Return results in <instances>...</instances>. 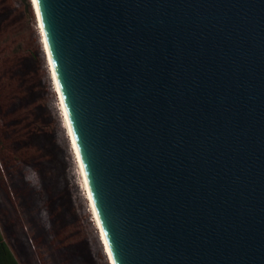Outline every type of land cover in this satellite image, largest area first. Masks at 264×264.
<instances>
[{
	"label": "water",
	"instance_id": "obj_1",
	"mask_svg": "<svg viewBox=\"0 0 264 264\" xmlns=\"http://www.w3.org/2000/svg\"><path fill=\"white\" fill-rule=\"evenodd\" d=\"M36 1L113 263L264 264V0Z\"/></svg>",
	"mask_w": 264,
	"mask_h": 264
},
{
	"label": "trees",
	"instance_id": "obj_2",
	"mask_svg": "<svg viewBox=\"0 0 264 264\" xmlns=\"http://www.w3.org/2000/svg\"><path fill=\"white\" fill-rule=\"evenodd\" d=\"M3 17L0 11V194L5 199L0 197V264H38L39 260L47 264L40 249L35 252L32 249V246L40 247L41 237L27 232L13 204L14 191L7 182L14 178L15 187L23 196L31 197L30 204L34 203L40 231L45 242L51 245L52 257L59 264H98L90 240L79 242L70 233L71 217L65 210V203L72 206V213L76 209L72 205L62 160L57 159L55 152L49 160L32 153L37 147L36 132L43 127L37 126L33 118L37 109L32 81L26 75L33 62L39 61L38 54L27 45L16 26H11ZM42 52L48 67L43 45ZM49 80L52 83L50 73ZM66 138L74 155L67 134ZM74 159L77 164L75 155ZM93 222L97 227L94 218ZM97 234L100 260L110 264L99 231Z\"/></svg>",
	"mask_w": 264,
	"mask_h": 264
},
{
	"label": "rangeland",
	"instance_id": "obj_3",
	"mask_svg": "<svg viewBox=\"0 0 264 264\" xmlns=\"http://www.w3.org/2000/svg\"><path fill=\"white\" fill-rule=\"evenodd\" d=\"M0 11L4 15L3 18L9 21L11 26H16V30H19L22 34L27 45H30L33 50H37L38 54L39 61L33 62L30 60V62H33V66L29 68L28 74L26 75V77L32 81L33 99L35 100L37 109L33 118L37 122L35 123L37 126H40L41 128L43 127L41 131L36 132L37 147L32 153H35L39 158L41 157L49 160L55 152V156L57 154L56 157H58L57 159L62 160L66 174V184L69 186L72 196L73 208L76 209V212L72 213V206L68 204V202L65 203V210L71 217L69 219V229L70 233L73 235L72 238L79 242H83L86 239L90 240L92 243L91 249L93 254L94 256H97L96 262L98 264H105L100 260L99 253L101 250L97 242L98 231L93 222L89 204L86 201L84 184L80 175L79 167L78 164L75 163L74 155L68 144V139L66 138L67 129L62 116L52 72L49 64L47 67L43 58L42 35L36 15L29 0H0ZM49 73L52 83H50L49 80ZM63 127H65L66 131ZM15 182L17 183L14 178L11 179V181L9 180L7 184L8 187L11 188V191H14V195H11V198L18 215L23 220L24 224H26L27 232L29 234L41 237L40 247L37 248L32 246L33 251L35 252L37 249H40L45 256L47 264H59V262L51 255V245L45 242V239L41 234L40 224L36 218L38 216L37 210L34 207V203L30 204L31 197L23 196V194H21L22 192L15 187ZM0 197L1 200L5 201L2 193L0 194ZM39 262L40 263L38 264H42L40 260ZM30 264L36 263L30 262Z\"/></svg>",
	"mask_w": 264,
	"mask_h": 264
},
{
	"label": "bare ground",
	"instance_id": "obj_4",
	"mask_svg": "<svg viewBox=\"0 0 264 264\" xmlns=\"http://www.w3.org/2000/svg\"><path fill=\"white\" fill-rule=\"evenodd\" d=\"M30 2L32 4V7H34L33 8L34 9V12H36L35 15H36V18H37V21H38V26H39L40 31H41L42 42H43V45H44V50H45V53H46V57H47L48 64H49L50 69H51V72H52V77H53V80H54L55 89H56V92L58 94V98H59V102H60V106H61L62 116H63L64 122H65V126H66V129H67V135H68V137L70 139V142H71V145H72V149H73V152H74V155H75V158H76V162H77L78 167H79L80 175H81L82 180H83L84 190H85V193H86L88 202H89V207L91 209L93 218L95 220V223H96V226H97L96 228L98 229V231L100 233L101 240H102V242L104 244L105 251H106V254L108 256L109 262H110V264H114L113 263V260H112V257H111V254L109 252L108 246H107V244L105 242L104 236L102 234L100 225L98 223L96 214L94 212V209H93V206H92V203H91L89 194H88V190H87L86 183H85V179H84V176H83V173H82V169H81V165H80L78 153H77V150L75 148V144H74V141H73V138H72V134H71V131H70V127H69V124H68V121H67V118H66L65 110H64V107H63V104H62V101H61V98H60L59 90H58V87H57V83H56V80H55V75H54L53 66H52V63H51V60H50V56H49L47 42H46V39H45V35L43 34V26H42V21H41L40 14H39L38 4H37V1L36 0H30Z\"/></svg>",
	"mask_w": 264,
	"mask_h": 264
}]
</instances>
